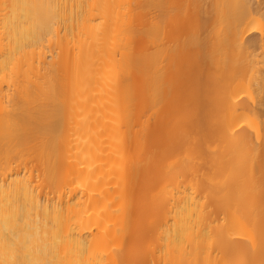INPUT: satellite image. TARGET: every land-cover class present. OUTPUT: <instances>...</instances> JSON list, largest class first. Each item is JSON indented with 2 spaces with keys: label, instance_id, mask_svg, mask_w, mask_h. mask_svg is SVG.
Instances as JSON below:
<instances>
[{
  "label": "bare ground",
  "instance_id": "1",
  "mask_svg": "<svg viewBox=\"0 0 264 264\" xmlns=\"http://www.w3.org/2000/svg\"><path fill=\"white\" fill-rule=\"evenodd\" d=\"M251 2L0 0V264H264Z\"/></svg>",
  "mask_w": 264,
  "mask_h": 264
},
{
  "label": "rangeland",
  "instance_id": "2",
  "mask_svg": "<svg viewBox=\"0 0 264 264\" xmlns=\"http://www.w3.org/2000/svg\"><path fill=\"white\" fill-rule=\"evenodd\" d=\"M249 2H251V5L255 7V11L253 12L254 20H253L252 25H253V28L255 29V34L259 36L260 32H264V0H249ZM203 21H204L203 18L199 16L198 20L194 23V26L198 27V25H201ZM261 58H264V55L261 54L260 59ZM203 60H204L203 58H200V60H197L199 64L203 63L202 64L203 66L201 65L199 69H196L198 72L193 74L188 80L186 79L185 83H181L182 86H180L179 84L180 90L182 92V96L184 95L183 97H185V95L188 94L189 91H190V95H188L187 97H191V98H198L199 96L201 97L207 91L212 92L215 81L219 82V80L217 79L218 73L214 72L212 67L205 60L204 61ZM199 64L197 65V67H199ZM207 64L208 66H206ZM260 64L262 65V71L264 73V59L261 60ZM181 79H184V78H181ZM252 86H253L252 89H254L255 86L254 85ZM199 109L200 110H197L196 113L194 114V117L192 116L194 124L196 125V127L199 128L197 130L198 133L200 130L205 132V129L207 128V125H208L206 107L202 106ZM253 109H254V113L257 116V118L263 122L264 120V96L263 98H260L259 100L255 101V105L253 106Z\"/></svg>",
  "mask_w": 264,
  "mask_h": 264
}]
</instances>
